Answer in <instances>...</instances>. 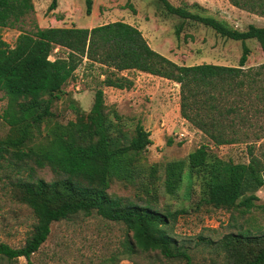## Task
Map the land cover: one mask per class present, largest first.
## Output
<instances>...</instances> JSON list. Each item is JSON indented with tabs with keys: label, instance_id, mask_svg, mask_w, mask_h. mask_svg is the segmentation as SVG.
Here are the masks:
<instances>
[{
	"label": "trees",
	"instance_id": "16d2710c",
	"mask_svg": "<svg viewBox=\"0 0 264 264\" xmlns=\"http://www.w3.org/2000/svg\"><path fill=\"white\" fill-rule=\"evenodd\" d=\"M159 1L165 13L182 19L175 27L177 35L188 20L240 41L238 64H178L153 49L137 26L123 20L90 28L38 26L19 33L13 46L0 37V91L7 97L2 117L9 126L0 136V161L8 159L18 166L17 172L27 170L25 177L10 183V194L34 218L22 245L0 241V264H18L20 256L33 264L31 255L47 238L52 222L93 212L125 225L128 234L121 254L135 264H264V232L242 229L217 239L198 235L195 244H201L208 257L194 261L191 246L173 234L174 222L186 210H170L160 201L161 188L166 195H176L187 177V196L194 180L199 185L192 209L210 206L245 213L258 199L256 192L264 190V164L251 149L246 162L224 160L202 144L185 157L151 163L144 154L151 144L149 131L140 123L125 130L110 115L118 119L116 111L106 110L101 86L128 89L133 81L122 71L138 70L177 82L180 115L213 144L235 141L225 130L231 126L229 115L238 106L225 102L228 94L245 84L240 75H249L244 70L249 53L246 40H256L264 57V26L248 24L241 30L206 13L197 2L175 6L168 0ZM228 2L264 16V0ZM92 4L93 0H84L85 14L91 12ZM33 7L32 0H0V27L13 26ZM55 48L63 49L65 55L50 58ZM84 58L91 65L98 64L103 75L93 91L91 107L84 112L70 104L73 119L50 123L53 103L64 94L63 87ZM259 69L264 70V62ZM44 167L53 175L49 180L35 175L36 168ZM115 182L128 193L111 191ZM139 252L147 254L145 263L133 259Z\"/></svg>",
	"mask_w": 264,
	"mask_h": 264
},
{
	"label": "rangeland",
	"instance_id": "374dc122",
	"mask_svg": "<svg viewBox=\"0 0 264 264\" xmlns=\"http://www.w3.org/2000/svg\"><path fill=\"white\" fill-rule=\"evenodd\" d=\"M168 1L175 6L197 2L206 9V13L225 19L241 30L248 24L264 26V16L227 7L224 3L226 0ZM51 2L32 0L33 10L13 26L0 27V37L13 46L19 33L35 30L38 26L74 25L90 28L109 21L123 20L137 26L153 49L178 64L208 62L236 66L242 52L240 41L221 37L200 23L187 20L177 35L175 27L182 19L165 13L159 0H93L88 15L85 14L84 0H56L55 6L49 8ZM222 2L224 6L219 7L218 3ZM246 45L249 53L244 70H249V75H240L239 79L244 80L245 84L228 94L225 102L227 106H238V111L229 115L231 126L225 130L228 137L235 138L232 143L216 146L203 131L180 115L177 82L138 70L122 71L133 81L128 89L101 86L106 110L116 111L118 119L112 112L110 115L125 130H132L140 123L149 131L151 144L146 147L144 154L151 163L185 157L205 144L220 158L233 162H246L251 149L264 164V70L259 69L264 57L256 40L248 39ZM57 55H65V51L54 49L49 57ZM101 70L98 64L91 65L86 58L83 59L74 77L63 87L64 94L53 103L54 116L50 123H65L69 118L73 119L75 113L70 104L84 112L89 110L93 91L100 86L99 81L103 78ZM256 70H260V73L255 74ZM6 106L7 97L0 91V136H4L9 127L2 117ZM17 169L18 166L9 164L8 159L0 161V241L16 247L23 244L34 221L31 210L10 194V183L16 177L27 175V170L17 172ZM262 173L264 175V170ZM35 175L45 180L53 176L47 167L36 168ZM188 186V178L185 177L176 195H166L161 188L160 201L170 210H186L179 213L174 222L173 234L191 246L194 261L208 257V252L201 250L202 245L195 244L198 235L217 239L232 230H249L252 234L264 232V190L259 189L254 206L241 213L239 210L210 206L192 209L199 196V185L194 180L190 196L186 192ZM110 190L121 195L128 193L116 182ZM127 234L122 222L103 218L95 212L90 215L79 213L52 222L47 238L30 260L33 264H135L121 254L122 241ZM132 257L138 263L148 260L144 252L135 253ZM18 264L29 263L20 256Z\"/></svg>",
	"mask_w": 264,
	"mask_h": 264
},
{
	"label": "crops",
	"instance_id": "0c3cea01",
	"mask_svg": "<svg viewBox=\"0 0 264 264\" xmlns=\"http://www.w3.org/2000/svg\"><path fill=\"white\" fill-rule=\"evenodd\" d=\"M224 3H226V6L227 7H230V8H235L234 6H232L227 0H226V2H224ZM224 3L222 2L221 4L220 3H218V6L220 7H222V5L224 6ZM144 73V72H143ZM145 74H147V75H151V74H149V73H145ZM152 76H154V77H157V76H155V75H152Z\"/></svg>",
	"mask_w": 264,
	"mask_h": 264
},
{
	"label": "built area",
	"instance_id": "2783aa9c",
	"mask_svg": "<svg viewBox=\"0 0 264 264\" xmlns=\"http://www.w3.org/2000/svg\"><path fill=\"white\" fill-rule=\"evenodd\" d=\"M57 48H55V50H56ZM182 135V133H180V136Z\"/></svg>",
	"mask_w": 264,
	"mask_h": 264
}]
</instances>
